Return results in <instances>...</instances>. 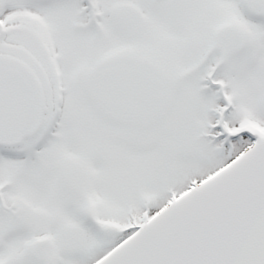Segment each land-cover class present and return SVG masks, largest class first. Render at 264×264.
<instances>
[{
	"label": "snow or ice",
	"instance_id": "6c2138e0",
	"mask_svg": "<svg viewBox=\"0 0 264 264\" xmlns=\"http://www.w3.org/2000/svg\"><path fill=\"white\" fill-rule=\"evenodd\" d=\"M0 264H264V0H0Z\"/></svg>",
	"mask_w": 264,
	"mask_h": 264
}]
</instances>
